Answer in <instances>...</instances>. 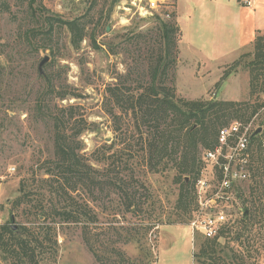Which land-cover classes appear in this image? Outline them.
Returning <instances> with one entry per match:
<instances>
[{"label":"rangeland","instance_id":"obj_1","mask_svg":"<svg viewBox=\"0 0 264 264\" xmlns=\"http://www.w3.org/2000/svg\"><path fill=\"white\" fill-rule=\"evenodd\" d=\"M88 1L37 0V3L50 15L69 21L85 14ZM112 1L99 0L93 17L86 20L87 37L77 48L71 44L70 34L63 30L58 41L52 39L50 49L39 47L36 51L41 38L29 35L38 24L31 19L27 0H0V8L2 2L10 6L9 12H0V177L3 178L0 225L11 219L10 225L17 229L31 220L22 214L27 209L25 206L11 215V204L20 195L21 181L38 198L33 197L32 204H40V195L46 189L42 179L47 178L45 170L52 158L50 128L27 112L41 89L39 77L47 76L55 91L67 95L63 101L53 100V104L73 107L75 119L82 118L85 122L78 139L80 154L97 172L93 177L103 184L108 179L117 181V186H103V190L83 189L78 205L87 208L86 217L57 228V264H200L196 262V254L205 239L197 233L192 235L188 227L194 204H188L187 212L177 207L179 187L174 171L151 173L146 169L138 134L125 117L121 126L126 138L123 140L114 133L106 114V90L116 83L118 75L125 74L129 68L135 71L136 51L123 40L139 32L147 33L156 26V16L167 20L161 16L166 11L175 14L179 29L186 35L181 46L180 70L177 74L176 69L175 73L178 98L261 105L264 92L257 88L251 95L249 90L246 66L252 60V44L238 52L233 50L232 54L229 51V56L219 61H226L225 64L207 63L210 73L195 80L193 62L197 53L185 42L202 40L208 49L213 47V28L219 29L217 14L209 8L213 0H167L166 8L145 18L138 17L135 0H119L110 18L105 19ZM88 36L94 37L95 43ZM45 57L47 62L39 74V64ZM135 77L138 78L134 74ZM252 120L253 125L264 126V106ZM227 123L231 125L235 121ZM76 125L81 123L74 124L72 130ZM203 151L199 152L200 160ZM10 169L14 171L9 172ZM208 169L202 164L200 172ZM250 186V183L239 186L238 194L243 202L235 207L238 219L218 242L220 248L245 264H264V191L255 190L252 198ZM118 190L123 191V196ZM82 199L88 204H80ZM131 200L136 208L128 210Z\"/></svg>","mask_w":264,"mask_h":264},{"label":"trees","instance_id":"obj_2","mask_svg":"<svg viewBox=\"0 0 264 264\" xmlns=\"http://www.w3.org/2000/svg\"><path fill=\"white\" fill-rule=\"evenodd\" d=\"M118 1L113 0L109 4L105 19L110 18ZM27 2L31 19L38 24L37 28L29 31V35L41 38L36 51L39 47L42 50L50 49L52 39L58 41L63 30L70 34L71 44L77 48L87 37L86 27L89 23L86 20L93 17L99 6V0H89L83 16L65 21L50 15L37 0ZM9 8L7 2H2L0 12H9ZM161 16L168 19L156 16V26L147 33L139 32L123 40L136 51L135 71L129 68L125 74L117 76L115 84L107 87L106 114L112 121L114 133L123 140L126 138L121 126L123 118L132 124L140 141L139 151L149 172H175V183L179 187L177 207L187 212L188 204L195 207L194 184L202 165L200 150L213 148L218 130L228 126L227 121L246 125L264 104L178 98L175 73L180 29L174 13L163 11ZM88 37L91 43H95L94 37ZM251 55L252 60L246 69L250 94L253 95L257 88L264 92V32L255 33ZM134 74L138 78H134ZM39 80L41 89L27 113L34 114L40 124L50 128L52 158L48 160L45 170L47 178L42 179L46 189L40 195V204H32L35 196L27 190L25 182H20V195L11 204V215L25 206L27 209L22 214L31 220L17 226L15 231L10 225L11 219L0 225V264H57V228L63 224L78 223L82 217H86L87 208L78 205L83 189L100 187L103 190V186H117V181L108 179L103 184L93 177L97 172L80 154L78 139L85 129L84 120L75 119L73 107L53 104V100L63 101L67 95L55 91L52 80L47 76H41ZM77 123L81 125H76L72 130ZM254 177L256 179L250 183L249 196L252 198L258 189L264 191L263 166L257 169ZM118 192L123 196L122 190ZM241 200L240 204L243 202ZM80 204L88 203L82 199ZM129 204L128 210L136 208L133 200ZM243 217H247L246 213ZM229 231H224L222 236L225 237ZM218 261L222 264H245L241 258L220 248L218 239L204 240L196 254V262L211 264Z\"/></svg>","mask_w":264,"mask_h":264},{"label":"built area","instance_id":"obj_3","mask_svg":"<svg viewBox=\"0 0 264 264\" xmlns=\"http://www.w3.org/2000/svg\"><path fill=\"white\" fill-rule=\"evenodd\" d=\"M134 2L138 17L145 18L166 8L167 0ZM243 4L251 7L250 1ZM257 129L260 133L253 137ZM201 162L209 169L201 171L195 181V207L188 227L192 235L219 240L238 219L235 207L240 204L239 186L254 181L257 169L263 166L264 170V126L253 125L251 120L246 125L235 122L220 128L213 148L203 151Z\"/></svg>","mask_w":264,"mask_h":264},{"label":"crops","instance_id":"obj_4","mask_svg":"<svg viewBox=\"0 0 264 264\" xmlns=\"http://www.w3.org/2000/svg\"><path fill=\"white\" fill-rule=\"evenodd\" d=\"M244 1H250L251 7L244 8ZM209 8L213 9L217 14L216 22L219 29L216 28L213 33L215 41L213 47L208 49L205 43L200 41L185 42L188 48L193 49L197 53L195 62L196 70L193 73L195 80L204 79L202 74L208 75L210 64H225L219 62L221 59L233 53V50L239 51L245 47L251 46L255 33L257 31L264 32V0H213L210 2ZM181 36L178 42V62L177 74L179 73L182 57V45L186 35L181 28ZM218 31L220 34H218ZM230 41V42H229ZM229 42V43H228ZM201 73L197 76L196 74Z\"/></svg>","mask_w":264,"mask_h":264},{"label":"water","instance_id":"obj_5","mask_svg":"<svg viewBox=\"0 0 264 264\" xmlns=\"http://www.w3.org/2000/svg\"><path fill=\"white\" fill-rule=\"evenodd\" d=\"M107 30H108V29H107ZM47 59H48V58L45 57V58L40 62L39 67H38L39 74H42L41 68H42V66L47 62ZM259 133H260V129H257V130L254 132V134H253L252 136L254 137V136H256V135L259 134ZM12 221H14L13 218H12ZM12 230L15 231L16 228H15L14 226H12Z\"/></svg>","mask_w":264,"mask_h":264}]
</instances>
